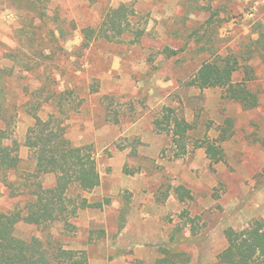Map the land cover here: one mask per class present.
I'll list each match as a JSON object with an SVG mask.
<instances>
[{
	"label": "rangeland",
	"instance_id": "rangeland-1",
	"mask_svg": "<svg viewBox=\"0 0 264 264\" xmlns=\"http://www.w3.org/2000/svg\"><path fill=\"white\" fill-rule=\"evenodd\" d=\"M120 5L132 9L131 24L144 29L140 42L127 34L121 42L99 40L81 49V31L97 28L106 11ZM51 31L57 43L50 40ZM166 48L181 52L166 59ZM207 49L238 60L233 80H248L256 108L245 110L224 99L221 89L188 86L210 60ZM29 57L53 69L56 91L71 93L66 136L75 147L92 148L100 176V185L83 197L103 207L80 211L68 231L62 224L19 223L15 237L56 241L84 252L88 264H155L164 247L184 254L177 264H214L227 247L226 229L264 222V0H0V67L13 71L8 82L15 115L4 144H18L20 168L26 171L33 164L23 144L34 123L27 104L40 82L13 58ZM163 107L195 126L194 141L216 140L231 119L233 134L221 144L225 161L212 165L204 148L193 146L171 159L170 138L153 126ZM54 112L45 106L39 116L47 119ZM54 181L45 176L43 184ZM179 185L192 200L176 199L172 188ZM23 200L10 198L0 185V212L21 207ZM173 234L181 241L170 244Z\"/></svg>",
	"mask_w": 264,
	"mask_h": 264
},
{
	"label": "trees",
	"instance_id": "trees-1",
	"mask_svg": "<svg viewBox=\"0 0 264 264\" xmlns=\"http://www.w3.org/2000/svg\"><path fill=\"white\" fill-rule=\"evenodd\" d=\"M44 16L45 14L41 15L39 19ZM134 16V11L126 5L108 9L97 28H85L81 31L80 48L88 49L99 40L121 42L127 34L133 36L134 43L140 42L144 29L131 24ZM211 22L208 20L206 25H211ZM56 31L59 39L65 42V33L60 29ZM49 35L50 40L57 43L59 39L56 38L55 31H51ZM179 52L181 51L166 48L163 54L166 59H171ZM209 52L210 60L199 67L188 86L199 90L221 89L224 99L240 104L245 110L256 108L258 98L248 88V80H233L235 73L241 68L238 60L223 59L214 52ZM37 54L38 57L43 56L42 50ZM13 62L23 71L37 74L40 88L29 95L27 104L26 112L34 123L28 129L23 144L29 151V159L33 164L32 170L26 171L20 168L22 161L18 155V144L13 141L11 144H4L13 132L15 118L12 103L14 93L8 82L13 71L0 67V120L5 124V130L0 133V185L8 190L10 198L24 199L21 207L17 206L7 213L0 212V264H88L84 252L67 250L56 241L44 242L37 238L26 241L14 236L15 226L19 223L43 228L62 224L66 231L74 229L71 221L80 211L101 209L103 205L89 203L83 197L100 185V176L92 148L75 147L66 136L64 123L71 110L67 96L71 93L54 89L56 81L52 75L53 69H49L50 66L46 63H32L30 57L13 58ZM245 70L252 72L251 68ZM45 106L53 107L55 112L47 119H42L39 112ZM153 126L156 132L170 138L173 150L171 159L184 157L188 154L189 147L193 146V150L204 148L205 156L212 165L225 161L221 144L233 134V121L227 118L216 140L194 141L191 134L195 126L170 107L161 109ZM49 175L55 181L52 186L46 187L43 179ZM172 191L180 203L192 200L191 192L182 185L173 187ZM167 196L165 194L164 198ZM224 237L227 247L217 255L214 264H264V222L252 221L241 230L228 228L224 231ZM178 238L173 234L170 244L180 242L181 239ZM160 252L163 257L155 264H177L183 261V253L174 252L168 247L162 248Z\"/></svg>",
	"mask_w": 264,
	"mask_h": 264
}]
</instances>
